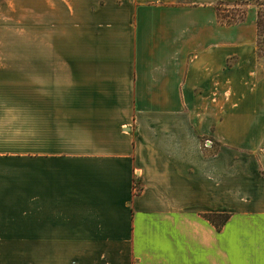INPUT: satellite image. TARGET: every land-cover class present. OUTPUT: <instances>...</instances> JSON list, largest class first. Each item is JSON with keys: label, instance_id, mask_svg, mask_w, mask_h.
Listing matches in <instances>:
<instances>
[{"label": "crops", "instance_id": "0c3cea01", "mask_svg": "<svg viewBox=\"0 0 264 264\" xmlns=\"http://www.w3.org/2000/svg\"><path fill=\"white\" fill-rule=\"evenodd\" d=\"M61 1L35 44L0 46V245L264 264V0Z\"/></svg>", "mask_w": 264, "mask_h": 264}, {"label": "rangeland", "instance_id": "374dc122", "mask_svg": "<svg viewBox=\"0 0 264 264\" xmlns=\"http://www.w3.org/2000/svg\"><path fill=\"white\" fill-rule=\"evenodd\" d=\"M262 1L258 0V2ZM48 2H55L58 6L63 3L61 0H48ZM42 4L43 0H0V46H12L16 49L24 42L35 44L38 12ZM241 10L242 8L235 4L221 6L220 17L225 22L237 21L242 18ZM263 24L264 20L261 16L260 49L264 40ZM22 249L21 245H0V264H28V260L23 257ZM32 264L36 263L32 262Z\"/></svg>", "mask_w": 264, "mask_h": 264}, {"label": "trees", "instance_id": "16d2710c", "mask_svg": "<svg viewBox=\"0 0 264 264\" xmlns=\"http://www.w3.org/2000/svg\"><path fill=\"white\" fill-rule=\"evenodd\" d=\"M233 22H235V21H233ZM227 23H231V22H230V21H227ZM263 28H264V24H263ZM260 36H261V30H260V21H259V22H258V37H259V39H260ZM263 39H264V31H263ZM263 43H264V40H263ZM214 218H216V216H214V215H208V216H206V219H207L209 222H211V223H213L214 225H216V227H219V226L222 225L223 222L225 221V219L221 218L220 221L216 222V221L214 220Z\"/></svg>", "mask_w": 264, "mask_h": 264}]
</instances>
